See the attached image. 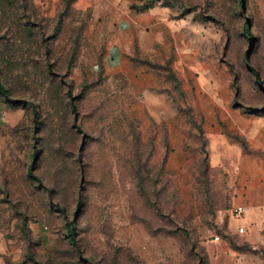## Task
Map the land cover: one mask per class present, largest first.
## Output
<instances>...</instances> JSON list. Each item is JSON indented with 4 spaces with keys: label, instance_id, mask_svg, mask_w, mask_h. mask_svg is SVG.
Returning a JSON list of instances; mask_svg holds the SVG:
<instances>
[{
    "label": "rangeland",
    "instance_id": "rangeland-1",
    "mask_svg": "<svg viewBox=\"0 0 264 264\" xmlns=\"http://www.w3.org/2000/svg\"><path fill=\"white\" fill-rule=\"evenodd\" d=\"M0 83V264H264V0H0Z\"/></svg>",
    "mask_w": 264,
    "mask_h": 264
},
{
    "label": "trees",
    "instance_id": "trees-1",
    "mask_svg": "<svg viewBox=\"0 0 264 264\" xmlns=\"http://www.w3.org/2000/svg\"><path fill=\"white\" fill-rule=\"evenodd\" d=\"M0 93H2L3 95H7V91L4 89V87L2 86V84L0 83ZM72 99V97H70V100ZM71 107L72 110L74 111L76 109L75 103L72 102L71 100ZM67 231L69 233V236L71 237V239L73 240V227L71 226V222H69L68 227H67Z\"/></svg>",
    "mask_w": 264,
    "mask_h": 264
},
{
    "label": "crops",
    "instance_id": "crops-1",
    "mask_svg": "<svg viewBox=\"0 0 264 264\" xmlns=\"http://www.w3.org/2000/svg\"><path fill=\"white\" fill-rule=\"evenodd\" d=\"M255 217V219L259 218H263L264 217V213H258L256 211H252L250 210L246 215H245V222H249L251 220H253Z\"/></svg>",
    "mask_w": 264,
    "mask_h": 264
},
{
    "label": "built area",
    "instance_id": "built-area-1",
    "mask_svg": "<svg viewBox=\"0 0 264 264\" xmlns=\"http://www.w3.org/2000/svg\"><path fill=\"white\" fill-rule=\"evenodd\" d=\"M233 212L236 215H243L246 212V209L243 206H236L233 208ZM244 229L243 227H239V231L242 232ZM216 239H218V236H215Z\"/></svg>",
    "mask_w": 264,
    "mask_h": 264
}]
</instances>
